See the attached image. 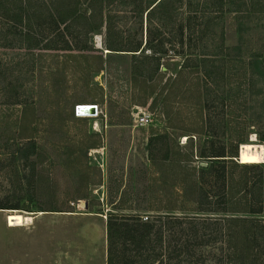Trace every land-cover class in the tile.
Segmentation results:
<instances>
[{
	"label": "rangeland",
	"instance_id": "obj_1",
	"mask_svg": "<svg viewBox=\"0 0 264 264\" xmlns=\"http://www.w3.org/2000/svg\"><path fill=\"white\" fill-rule=\"evenodd\" d=\"M155 1L103 0L117 39L139 41L142 50H102V68L87 74L78 56L77 61L62 60L67 53L89 55L101 48L103 30L84 34V22L70 20L67 46L60 37L48 38L51 34L29 46L23 24L43 27L45 34V0L21 1L28 5V16L36 8L39 17L29 19L25 11L19 23L0 15V199L19 203L13 210L0 209V264H104L105 213L156 212L147 206L153 194L146 191L149 173L158 175L147 158L152 131H164L180 151L191 152L190 164L203 161L196 154L207 151L210 141L227 152L243 137L236 145L239 162L242 144L262 145L253 130L264 129V66L251 53L264 33V15L249 12L236 18L235 2L224 0L223 10L230 11L214 16L213 0L195 1L192 5L206 7L208 25L200 39L190 48L184 44L187 50L180 52L171 41L180 36L179 22L196 23L193 10L185 20V7L177 0H160L147 15L143 8ZM57 29L64 30L63 23ZM195 36L183 28L185 41ZM146 39L155 45L163 41L168 48L161 58L162 77L152 75L156 91L165 79L187 71L178 89L173 84L169 116L161 110V96L154 105L152 97L142 103L131 84L133 59L151 53ZM79 102L96 103L97 113L75 116L73 106ZM68 107L71 117L64 113ZM140 111L150 113L148 123H135ZM153 187L164 189L156 179ZM6 210L33 218L7 226Z\"/></svg>",
	"mask_w": 264,
	"mask_h": 264
},
{
	"label": "trees",
	"instance_id": "obj_2",
	"mask_svg": "<svg viewBox=\"0 0 264 264\" xmlns=\"http://www.w3.org/2000/svg\"><path fill=\"white\" fill-rule=\"evenodd\" d=\"M22 0H0V15L8 22H22L28 5H22ZM30 2V0H27ZM43 2V0H41ZM185 7V20L190 19L193 10L196 23L179 22V38L172 40L171 45L179 46L182 52L190 48L203 35L209 19L203 5H192L199 0H177ZM207 1V0H206ZM228 2V0H226ZM103 0H45V34L44 28L34 29L28 22L23 24V39L27 45H35L43 35L51 34L50 39L60 37L67 46L68 27L70 20L84 22L83 33L100 32L103 30L101 48H93L94 53H67L62 62L81 59V72H97L102 68L103 48L110 50H138L139 41L121 43L110 15L102 8ZM217 8L211 9L214 16L223 10L224 0H213ZM236 8L232 13L239 12L236 18L244 17L249 12H259L264 15V0H233ZM82 5V9L80 6ZM200 4V3H199ZM161 5L160 0L143 8L149 12ZM168 6L169 4H164ZM248 5L250 6L248 8ZM193 8V9H192ZM34 8L31 16L42 14ZM241 12V13H240ZM204 18V20H203ZM206 19V20H205ZM63 23L64 30L57 29V24ZM69 23V24H68ZM67 24V25H66ZM191 29L193 38L185 41L182 37L183 28ZM263 28V23H262ZM264 31V30H263ZM190 40H193L192 43ZM150 42V41H149ZM148 44L151 53H141L134 58L130 80L132 87L141 93L142 103L145 98H151V105L160 97L162 112L167 116L171 111V102L175 95L173 84L177 89L183 82L184 70L171 80L165 79L156 91V82H151L152 75L162 77L160 69L162 54L168 48L159 44ZM170 42V41H169ZM184 44H187L184 47ZM169 45V46H171ZM264 33L251 56L259 59L264 66ZM189 46V47H188ZM174 50V46L170 47ZM131 53V54H137ZM139 57V58H138ZM92 64V65H90ZM263 73V69L261 71ZM179 77V78H178ZM64 77H61L63 80ZM167 80V83H166ZM54 95L57 89H49ZM67 117L72 116V108L64 109ZM172 126V124H168ZM256 139L262 144L264 151V129L253 130ZM152 131L147 142V158L149 167L158 175L150 172L147 177L146 191L150 195L147 206L156 210L150 216L137 213H105L104 264H264V158L258 162H239L236 145L244 142L239 137L232 149L225 152L223 146H214L210 141L209 149H201L198 157H203L205 165L190 164L191 152L179 150L177 143L163 131L153 135ZM191 137V136H188ZM170 142V144H169ZM88 146H93V143ZM161 167L162 169H158ZM160 180L164 189L153 187L154 181ZM169 188V192L165 189ZM167 190V189H166ZM170 193V194H169ZM18 201L10 197L0 199V208L19 207ZM129 206V205H128Z\"/></svg>",
	"mask_w": 264,
	"mask_h": 264
},
{
	"label": "bare ground",
	"instance_id": "obj_3",
	"mask_svg": "<svg viewBox=\"0 0 264 264\" xmlns=\"http://www.w3.org/2000/svg\"><path fill=\"white\" fill-rule=\"evenodd\" d=\"M263 158L264 151L262 145L251 143L242 144L239 152V159L241 162H258L263 160ZM32 218L33 217L31 215H22L20 213L11 211L6 215V224L7 226L23 225L29 223Z\"/></svg>",
	"mask_w": 264,
	"mask_h": 264
},
{
	"label": "built area",
	"instance_id": "obj_4",
	"mask_svg": "<svg viewBox=\"0 0 264 264\" xmlns=\"http://www.w3.org/2000/svg\"><path fill=\"white\" fill-rule=\"evenodd\" d=\"M89 105H93L94 107L93 112H90ZM95 113H97L96 103L79 102V103H75L73 106V114L75 116H88L90 114H95ZM134 118L136 124L143 125L148 123V121H150V113L147 111H140L139 113H136V116Z\"/></svg>",
	"mask_w": 264,
	"mask_h": 264
},
{
	"label": "water",
	"instance_id": "obj_5",
	"mask_svg": "<svg viewBox=\"0 0 264 264\" xmlns=\"http://www.w3.org/2000/svg\"><path fill=\"white\" fill-rule=\"evenodd\" d=\"M99 44H100V43H98V46H101V45H99ZM103 51H104V52H109V49L106 48V49L104 50V48H103ZM161 68L163 69L164 67L161 66ZM89 108H90V109H89L90 112H93V109H94L93 105H89ZM198 163H199L200 165H205V164H206L205 161H199ZM0 209H4V208H0ZM10 209H11V208H10ZM6 211H8V210H6ZM32 214H33V213H32Z\"/></svg>",
	"mask_w": 264,
	"mask_h": 264
}]
</instances>
